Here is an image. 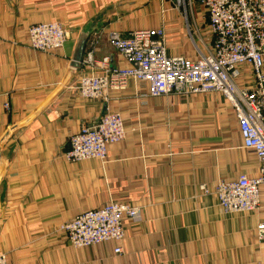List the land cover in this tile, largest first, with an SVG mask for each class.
<instances>
[{
    "label": "crops",
    "instance_id": "obj_1",
    "mask_svg": "<svg viewBox=\"0 0 264 264\" xmlns=\"http://www.w3.org/2000/svg\"><path fill=\"white\" fill-rule=\"evenodd\" d=\"M49 20L67 29L65 44L31 49L28 27ZM160 26L172 55L192 58L209 43L200 0L186 12L172 0H0V251L8 264H264L255 240L264 186L259 210L233 213L198 187L258 172L221 95L147 96L132 78L100 99L75 90L82 64L70 63L82 31V59L92 50L111 67L126 63L108 31ZM237 82L251 84L247 69ZM107 109L122 115L125 138L105 161H67L68 136ZM110 199L140 207L124 222L123 252L113 241L70 246L60 223Z\"/></svg>",
    "mask_w": 264,
    "mask_h": 264
},
{
    "label": "built area",
    "instance_id": "obj_2",
    "mask_svg": "<svg viewBox=\"0 0 264 264\" xmlns=\"http://www.w3.org/2000/svg\"><path fill=\"white\" fill-rule=\"evenodd\" d=\"M172 2L185 12L193 4V0ZM200 5L206 16L209 43L195 57L170 54L162 26L126 33L110 30L107 40L125 66L110 67L108 56L96 59L89 50L81 60L75 90L83 99H100L107 90L123 88L132 78L147 89V96L221 95L234 113L242 146L254 153L259 168L254 175L221 178L212 188L205 183L198 187L203 193L212 192L225 213L257 211L263 206L264 186V0H200ZM68 37L67 29L57 20L36 22L27 29L29 47L44 52L61 49ZM242 67L248 70L249 86L237 82ZM4 107L8 108V103ZM125 136L122 115L107 109L68 136L62 156L69 162L105 161L108 147ZM139 214L138 205L110 199L79 212L59 228L73 248L113 241V252L121 254L124 222ZM255 240L264 247V216L255 226ZM0 264H8L2 251Z\"/></svg>",
    "mask_w": 264,
    "mask_h": 264
},
{
    "label": "water",
    "instance_id": "obj_3",
    "mask_svg": "<svg viewBox=\"0 0 264 264\" xmlns=\"http://www.w3.org/2000/svg\"><path fill=\"white\" fill-rule=\"evenodd\" d=\"M88 35H89V31L84 30L80 33L77 39V42L75 44V47L72 53V60L70 63V67L73 69H77L80 66V62L83 56L84 46H85ZM97 121L98 119L95 122Z\"/></svg>",
    "mask_w": 264,
    "mask_h": 264
}]
</instances>
